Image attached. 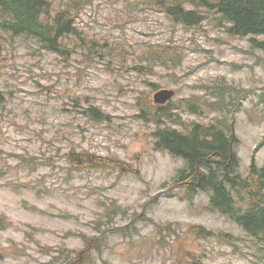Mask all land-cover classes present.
Segmentation results:
<instances>
[{
	"label": "rangeland",
	"instance_id": "374dc122",
	"mask_svg": "<svg viewBox=\"0 0 264 264\" xmlns=\"http://www.w3.org/2000/svg\"><path fill=\"white\" fill-rule=\"evenodd\" d=\"M132 2L92 0L80 10L79 39L100 42L93 52L40 51L0 28V213L11 220L0 234V264H82L85 240L104 231L103 259L89 256L97 264H196L193 253L201 264H264V244L211 210L210 193L191 196L174 184L186 160L156 148L160 124L136 116L138 96L153 100L161 88L177 91L170 102L180 108L170 110L184 131L230 120L236 102L234 148L246 176L253 160L264 165V51L256 49L258 58L252 36L235 38L209 18L188 27ZM179 48L182 63L171 60ZM149 58L153 69L143 67ZM72 148L125 161L128 170L73 168Z\"/></svg>",
	"mask_w": 264,
	"mask_h": 264
},
{
	"label": "trees",
	"instance_id": "16d2710c",
	"mask_svg": "<svg viewBox=\"0 0 264 264\" xmlns=\"http://www.w3.org/2000/svg\"><path fill=\"white\" fill-rule=\"evenodd\" d=\"M89 1L92 0H69L63 7L56 8L53 0H0V28L10 33L12 39L24 36L35 40L40 51H54L65 56L78 47H85L93 52V48L100 45L99 40H92V45L87 41L84 43L79 39V27L76 25L77 15ZM132 3H136V11H160L166 13L173 22L188 27L201 24L209 18L210 22L222 25L235 38L252 36L249 52L262 58L256 49L264 51V0H133ZM4 40L5 36L0 33V47ZM175 57L182 63L183 49L175 50L171 60ZM156 65L157 62L149 58L144 61L143 67L153 69ZM135 69L140 73L145 71L140 67ZM138 99L140 111L136 116L146 122L160 124L154 132L156 148L168 150L186 160L187 165L173 177L174 184L185 183L191 195L199 190L210 193V208L213 211L230 216L260 244H264V165L259 166L253 160L248 175L240 173V158L231 145V141L236 140L231 134L234 127L232 110L237 103L230 101L233 105L228 110L230 120L221 119L209 125L194 122L189 131H184L181 129L187 128L188 124L184 120L177 121L170 110L173 106L180 108L177 103L171 102L166 107L155 105L149 93L147 99L143 94ZM2 101L0 89V110L6 108ZM92 106L95 114H99L100 107ZM221 108H224L223 103ZM189 110L198 113L195 108ZM162 117H167L173 124H161ZM66 157L73 168L117 165L124 172L128 170L125 161L114 160L88 149L72 148ZM10 223L11 220L0 213V234ZM106 232H102V237L96 238L94 242L93 238L85 240L86 252L82 264H97L89 257L93 251L103 259L102 244L106 241ZM191 232L204 236L215 235V232L204 226H194ZM186 254L190 255L188 251ZM192 260L196 264L203 263L194 253Z\"/></svg>",
	"mask_w": 264,
	"mask_h": 264
},
{
	"label": "water",
	"instance_id": "95a60500",
	"mask_svg": "<svg viewBox=\"0 0 264 264\" xmlns=\"http://www.w3.org/2000/svg\"><path fill=\"white\" fill-rule=\"evenodd\" d=\"M176 91L174 89H160L154 94V100L158 104H165L167 103L174 95Z\"/></svg>",
	"mask_w": 264,
	"mask_h": 264
},
{
	"label": "bare ground",
	"instance_id": "6f19581e",
	"mask_svg": "<svg viewBox=\"0 0 264 264\" xmlns=\"http://www.w3.org/2000/svg\"><path fill=\"white\" fill-rule=\"evenodd\" d=\"M190 111V110H189ZM191 113H193L192 111H190ZM193 195H195V193L193 194ZM193 195H191V196H193Z\"/></svg>",
	"mask_w": 264,
	"mask_h": 264
}]
</instances>
